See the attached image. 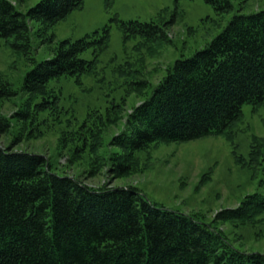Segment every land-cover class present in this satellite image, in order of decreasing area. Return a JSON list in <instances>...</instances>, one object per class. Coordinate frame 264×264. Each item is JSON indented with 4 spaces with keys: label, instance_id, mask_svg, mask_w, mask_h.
<instances>
[{
    "label": "trees",
    "instance_id": "obj_1",
    "mask_svg": "<svg viewBox=\"0 0 264 264\" xmlns=\"http://www.w3.org/2000/svg\"><path fill=\"white\" fill-rule=\"evenodd\" d=\"M83 1L43 0L24 14L10 0H0V36L14 39L17 49L27 51L30 20L47 29ZM205 1L219 13L233 8L229 0ZM122 27L126 39L131 35L168 39L165 30L154 23L131 21ZM108 39L109 27H105L93 39L61 42L52 58L27 74L23 89L34 103L14 118L26 127L60 121L61 98L49 88L50 81L89 72L94 61L81 59L80 54L92 46L106 47ZM14 95L6 84L0 87V102ZM263 102L261 10L234 16L206 47L168 67L131 114L132 132L112 140L121 152L109 156L111 170L116 175L131 172L135 154L157 142L227 133L240 119L245 104ZM40 113H45L44 119L38 117ZM64 113L70 111L64 109ZM100 122L84 123L67 135L75 154H95L107 123ZM8 127L9 120L0 121V132ZM263 150H252L254 161H259ZM256 196L245 203L244 210L254 205ZM256 205V212H264V199ZM239 213L225 210L217 221H243L246 212ZM214 226L199 216L165 209L136 187L92 188L57 173L46 156L0 147V264H264V256L241 251Z\"/></svg>",
    "mask_w": 264,
    "mask_h": 264
},
{
    "label": "rangeland",
    "instance_id": "obj_2",
    "mask_svg": "<svg viewBox=\"0 0 264 264\" xmlns=\"http://www.w3.org/2000/svg\"><path fill=\"white\" fill-rule=\"evenodd\" d=\"M10 1L26 14L43 0ZM229 1L233 8L219 13L205 0H84L47 29L30 20L27 51L17 49L14 39L0 36V87L6 84L15 92L0 102V121L9 120L8 129L0 132V147L46 156L57 173L92 188L136 187L165 209L215 224L241 251L264 256V212L255 211L256 203L264 199V152L258 162L251 154L264 149V102L245 104L240 119L227 133L151 144L135 154L136 163L127 174L116 175L109 161L111 153L121 152L112 140L132 132L131 114L170 65L206 47L234 16L264 10V0ZM131 21L154 23L165 30L168 39L148 40L141 35L126 39L122 23ZM105 27H109L106 47L92 46L80 54L81 59L94 61L89 72L50 81L49 88L61 98L60 121L26 127L16 120L15 113L34 103L23 89L27 74L52 58L61 42L93 39ZM44 115L38 117L44 119ZM101 120L107 123L95 154H75L67 135L84 123L101 124ZM255 195V206L244 210ZM225 210L245 211L246 217L217 221Z\"/></svg>",
    "mask_w": 264,
    "mask_h": 264
}]
</instances>
